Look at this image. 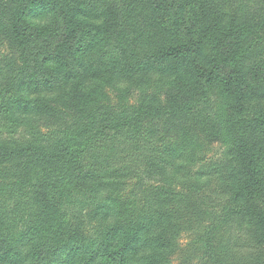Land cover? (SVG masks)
Listing matches in <instances>:
<instances>
[{"label":"rangeland","instance_id":"obj_1","mask_svg":"<svg viewBox=\"0 0 264 264\" xmlns=\"http://www.w3.org/2000/svg\"><path fill=\"white\" fill-rule=\"evenodd\" d=\"M179 5L0 0V158H22L0 197L28 217L0 235V264H264V0ZM172 44L188 48L150 56ZM44 67L69 79L35 88ZM84 132L80 181L38 165Z\"/></svg>","mask_w":264,"mask_h":264},{"label":"trees","instance_id":"obj_2","mask_svg":"<svg viewBox=\"0 0 264 264\" xmlns=\"http://www.w3.org/2000/svg\"><path fill=\"white\" fill-rule=\"evenodd\" d=\"M170 1L174 4L179 3L180 4L178 7L179 9L182 6H184V3H188V4L191 3V0H170ZM108 47H106L104 49L103 53L100 54L96 58V62H97V60H100L101 58L107 59L111 56V55H109L110 50L108 49ZM187 48H188L187 46H184L181 44H172V45L160 48L156 53H154L150 56L152 58H155L158 60L162 59V63H165L166 59H169L172 57H178ZM120 50L123 52V49H120ZM121 54H123V53H121ZM238 54H240V52L235 51L229 56H230V58H232ZM94 62L95 61L92 59H91V61H89V63H91V64ZM217 64L218 63H215L210 67V70H209L207 77H206L207 86L212 85L213 73H214V70H215ZM75 65L77 66V68H76L77 70H75L74 68H70V70L73 74H75L76 71L78 72L81 70H85L88 66H90L88 64V61H85L83 63H75ZM68 79H69V76L63 70L49 69L48 67H44V68H38L37 69L36 75L33 77L32 83L35 86V88H39V89H42L44 91H49V90H55L56 88L61 87L64 83L67 82ZM254 121L258 122L259 124H264V112L260 113L256 118H254ZM121 126H122V123H120V122L119 123H110V124L104 123L97 130L101 131V130L107 129V130L117 131L119 128H121ZM95 134H97V133L87 132V133H85V135L83 134V137H82L83 139H82L81 144L79 146L67 147L64 151H62L59 154L54 155V156H49L45 153H40V155L37 156L35 158V160L36 161L38 160L37 163L42 169L50 172L51 176H54L57 181H61L65 185H68L73 181H80L82 179L81 171L84 169V166L80 165L79 162H80L82 155L84 154V151H85L87 145L94 139ZM17 160L19 162H21L20 160H22L21 155H19L18 153L4 154L0 158V173H1V169H2L1 166H3L4 169L10 168L12 166L11 164L13 162H16ZM252 162H254V165H255V158L252 159ZM0 178H1V176H0ZM16 181L18 182L19 185L22 182L21 178H19V177L17 178ZM260 183H261V179H257V183H256L257 184L256 186H258V188L256 190L257 193L260 190ZM2 184L3 183H1V181H0V186ZM10 186L11 185H9L8 187H10ZM3 190L4 189L0 188V191H3ZM1 201H2V198L0 197V202ZM3 202L0 203V235L5 234V232L10 231V229H14L15 228L14 223L17 222L16 220H21V221L22 220H28V217L25 215V209L27 207L25 205L27 204V201L21 200V199L19 201V199H16L14 201L11 209H8L6 204H4ZM11 222H12V225H11ZM36 232L39 233V229ZM0 239L5 240V238H2V237H0ZM39 240L37 241L35 248H40L43 245V243L39 242ZM29 253L31 254V256H35V255L38 256L42 253V251H39V249H37V251H34V252H32V250H31V251H29ZM36 262H39V260L36 259L34 261V264H36Z\"/></svg>","mask_w":264,"mask_h":264}]
</instances>
